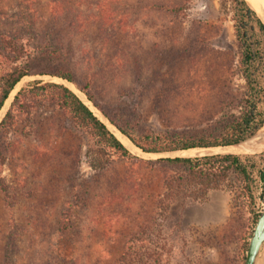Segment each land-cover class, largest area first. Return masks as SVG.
Instances as JSON below:
<instances>
[{
    "label": "rangeland",
    "instance_id": "1",
    "mask_svg": "<svg viewBox=\"0 0 264 264\" xmlns=\"http://www.w3.org/2000/svg\"><path fill=\"white\" fill-rule=\"evenodd\" d=\"M60 2L0 0V39L18 37L24 47L12 61L0 40V74L14 66L29 70L0 110V123L10 110L0 129V181L6 187L5 198L0 191V264H117L123 243L144 227L150 232L140 243L147 249L160 244L162 264H240L241 241H248L253 215L264 207V144L246 143L260 128L238 150L224 149L245 163L251 200L232 181L229 189L209 191L204 201L174 197L159 208L154 195L174 168L146 163L156 157L127 147L140 161L111 156L104 169L92 170L86 162L88 149H95L90 132L55 98L19 95L12 104L22 88L62 85L53 73L69 70L74 82H63L67 87L80 91L88 80L95 102L106 112L133 117L138 130H209L238 114L244 90L229 1L223 7L218 0L107 1L124 22L120 31H106L104 40L91 23L70 33L64 19L71 13L64 10L51 19ZM169 4L182 5V14L159 7ZM119 56L124 64L114 69ZM262 57L264 64V51ZM129 182L139 185V200L123 192Z\"/></svg>",
    "mask_w": 264,
    "mask_h": 264
},
{
    "label": "trees",
    "instance_id": "2",
    "mask_svg": "<svg viewBox=\"0 0 264 264\" xmlns=\"http://www.w3.org/2000/svg\"><path fill=\"white\" fill-rule=\"evenodd\" d=\"M57 1H61L59 4L61 6L57 5V8L52 11L50 14L52 16L51 19H55V16L62 12V10L66 13H71V15L66 14L65 17H70L64 19L70 33H77L83 25L91 23L97 26L96 31L101 39L104 40L109 36V33L106 31L113 29L120 31L123 26L124 17L122 13H117L114 9L109 10L110 4L107 3V1L118 0ZM227 1L231 4L232 30L238 47L235 67L244 82V90L241 94L240 107L236 116L222 120L209 130L194 133L147 132L136 129L133 124V117H130V119H127V117L122 118L119 114L103 110L95 102L88 80L78 87L86 100L96 107L120 133L126 136L141 151L159 153L189 148L234 145L250 138L259 128L263 127L264 80L260 81L259 72L264 65L262 57L264 51V24H262L263 22L255 11L246 4L245 0H218V3L223 7ZM159 7H163L167 13L172 15H181L184 9L182 5L178 4L160 5ZM25 11L28 13V16L31 17L33 15L30 7H26ZM22 23L27 24V26H29L28 24H33L31 21H28V23L22 21ZM255 33L258 37L252 38ZM0 40L3 43V51L6 55L11 54L12 61L20 59L24 55V47L18 37L1 36ZM121 60L122 57L119 56L116 62L121 63H111V66L114 69L121 68V65L124 64ZM137 72L138 69H133L132 74L136 76ZM27 74H29V70L24 66H14L9 71L0 74V108L17 81ZM53 74L60 79L74 82L72 73L69 70H57ZM19 95L31 98H42L45 95H49L55 98L62 108L68 110L76 118L78 125H81L90 132L94 140L95 149H88L86 152V162L92 170L104 169L111 161V156L140 161L65 86L47 82L31 88H22L14 97L12 104L15 103ZM9 117L10 110L6 111L0 123V129L5 128L9 122ZM145 162L150 164H166L174 168V171L170 175H166L162 181L160 180L159 192L154 195L157 203H160V205L158 204L159 208H164L166 206L165 202L172 200L174 197H179L181 201H204L209 191L221 188L229 189L232 181L251 200L249 190L250 176L245 163L238 155L206 154L193 157H166ZM259 178L264 181L262 171L259 172ZM138 187V184L129 182L126 185H122V190L126 193L127 197L139 200L141 196ZM0 191L5 198L6 187L1 181ZM261 193L264 194V185L262 186ZM257 215L258 213L253 215V222L256 221ZM148 230L150 232L148 227L137 228V231L134 232L130 239L123 243L121 251L116 258L117 264H125V261L130 262V264H145L147 261L150 264H162L160 262L163 259L164 252L160 244L155 245V250L143 248L142 243H140L139 238L143 234H146ZM135 233H138L140 236ZM247 243L248 241H245V239L241 241L239 249L240 264L244 263V253ZM163 262H165L164 259Z\"/></svg>",
    "mask_w": 264,
    "mask_h": 264
},
{
    "label": "water",
    "instance_id": "3",
    "mask_svg": "<svg viewBox=\"0 0 264 264\" xmlns=\"http://www.w3.org/2000/svg\"><path fill=\"white\" fill-rule=\"evenodd\" d=\"M56 79L61 81L62 85H64V86H66L64 83L70 84L69 81L60 79L58 77ZM17 83H18V81H17ZM15 85H14V87H15ZM14 87L10 90V92H9L8 96L6 97V99L4 100L1 108L3 107L5 101L8 99V97H9L11 91L14 89ZM66 88H68L70 91H72L79 99H80V97L78 96V94L81 95L83 97L85 103H88V105H90L89 106V110L93 113V115L99 121H101L105 125V127L111 133H112V131H116L119 135H121L123 138H125L133 146V149H134V151L136 153H138L140 155H144V156H149L148 158H152V156H155L156 159H158V158H166V157L172 158V157H182V156H186V157L192 156L193 157V156H201V155H206V154H235L234 152L225 151L224 149L232 148V147L237 146L239 144V143H237V144H234V145L215 146V147H208V148H189V149H192L194 151L200 150V152L201 151L203 152L201 154L200 153H194V151H192L190 153H186L187 155H183L185 153L181 152V151H184V150H175V151H171V152H159V153L143 152L139 148H137L126 136H124L122 133H120L108 121L107 118L102 116V114H100V112L98 110H96L95 107L88 100H86V98H85V96H84V94L82 92H80L79 90H77L75 88H71V87H67V86H66ZM90 107L92 108V110H91ZM1 108H0V110H1ZM99 116H102L104 118V121H102L99 118ZM185 150H188V149H185ZM235 155H237V154H235ZM155 157H153V158H155ZM263 247H264V207L262 208V210L260 211L259 215L257 216L255 224H254V227H253L252 232H251V235H250V237L248 239L247 247H246V250H245V253H244V263L243 264H264V260H263V256H262Z\"/></svg>",
    "mask_w": 264,
    "mask_h": 264
},
{
    "label": "bare ground",
    "instance_id": "4",
    "mask_svg": "<svg viewBox=\"0 0 264 264\" xmlns=\"http://www.w3.org/2000/svg\"><path fill=\"white\" fill-rule=\"evenodd\" d=\"M247 3H248V5H249V7L251 8V9H253L254 11H255V13L257 14V16L259 17V19L263 22V24H264V0H245ZM113 132V131H112ZM116 132V131H115ZM115 132H113L114 134H115ZM117 133V132H116ZM119 135V134H118ZM116 136V135H115ZM121 136V135H120ZM119 140L126 146V147H128V149L129 148H131L132 149V145L125 139V138H123L122 136L121 137H119ZM246 143L248 144V143H250V144H264V129L262 130V131H259L256 135H254L253 137H251L248 141H246ZM240 144H238L237 146H234V147H232V149L234 148V149H236V150H238L239 148H240ZM248 148V147H247ZM130 149V150H131ZM232 149H230V150H232ZM192 151H194V150H192V149H188L187 151L186 150H184V151H182V152H184V153H190V152H192ZM229 151V150H228ZM241 151V150H240ZM249 151V150H248ZM202 152V151H201ZM200 152V150H196V151H194V153H201ZM231 152V151H230ZM234 152H236V151H234ZM240 155V154H239Z\"/></svg>",
    "mask_w": 264,
    "mask_h": 264
}]
</instances>
